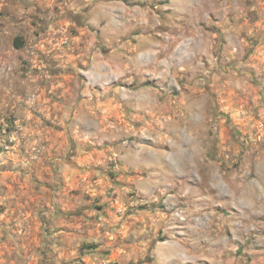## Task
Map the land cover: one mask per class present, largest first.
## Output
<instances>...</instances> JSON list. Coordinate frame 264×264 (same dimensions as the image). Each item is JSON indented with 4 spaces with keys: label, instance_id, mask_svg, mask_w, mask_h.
I'll return each mask as SVG.
<instances>
[{
    "label": "rangeland",
    "instance_id": "obj_1",
    "mask_svg": "<svg viewBox=\"0 0 264 264\" xmlns=\"http://www.w3.org/2000/svg\"><path fill=\"white\" fill-rule=\"evenodd\" d=\"M0 264H264V0H0Z\"/></svg>",
    "mask_w": 264,
    "mask_h": 264
},
{
    "label": "crops",
    "instance_id": "obj_2",
    "mask_svg": "<svg viewBox=\"0 0 264 264\" xmlns=\"http://www.w3.org/2000/svg\"><path fill=\"white\" fill-rule=\"evenodd\" d=\"M78 237H79V235H78ZM81 237H83V240H82V242H91L92 241V238L94 239V237H91V238H89V237H87L85 234H83V235H81ZM93 249H95V250H93ZM93 249H89L88 251H91V252H93V254H95V253H98V251L100 250V248H98V247H96V248H93ZM88 255L89 254H85V258L88 260L89 259V257H88ZM90 260V259H89ZM82 261H86V260H84V259H82Z\"/></svg>",
    "mask_w": 264,
    "mask_h": 264
},
{
    "label": "trees",
    "instance_id": "obj_3",
    "mask_svg": "<svg viewBox=\"0 0 264 264\" xmlns=\"http://www.w3.org/2000/svg\"><path fill=\"white\" fill-rule=\"evenodd\" d=\"M13 45L16 48H20V42H19V40L18 39H14ZM84 248L93 249V248H96V246L93 245V244H87Z\"/></svg>",
    "mask_w": 264,
    "mask_h": 264
},
{
    "label": "built area",
    "instance_id": "obj_4",
    "mask_svg": "<svg viewBox=\"0 0 264 264\" xmlns=\"http://www.w3.org/2000/svg\"><path fill=\"white\" fill-rule=\"evenodd\" d=\"M5 148H8V147H5Z\"/></svg>",
    "mask_w": 264,
    "mask_h": 264
}]
</instances>
